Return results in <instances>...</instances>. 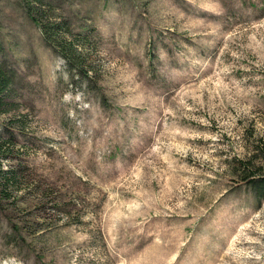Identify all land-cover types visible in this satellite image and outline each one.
I'll return each mask as SVG.
<instances>
[{"label": "rangeland", "instance_id": "374dc122", "mask_svg": "<svg viewBox=\"0 0 264 264\" xmlns=\"http://www.w3.org/2000/svg\"><path fill=\"white\" fill-rule=\"evenodd\" d=\"M0 65V264H264V0H0Z\"/></svg>", "mask_w": 264, "mask_h": 264}, {"label": "trees", "instance_id": "16d2710c", "mask_svg": "<svg viewBox=\"0 0 264 264\" xmlns=\"http://www.w3.org/2000/svg\"><path fill=\"white\" fill-rule=\"evenodd\" d=\"M37 23L40 27L43 25L44 29L47 28L42 22ZM50 30H53V34H51V39L49 40L48 44H50L51 47L60 53V55L68 62L71 68L76 70L82 68L87 38L81 37L80 34H77V36H70L69 31L65 30V32L70 37H72V39H69L70 41H68L66 37L59 36V33L56 31V27L51 28ZM65 32L64 35L66 34ZM50 41L56 45H51ZM12 85L13 82L11 77L0 65V115L6 114L9 110L18 106L10 99ZM11 147H13L12 139L3 140L0 138V160H7L8 158L12 157L13 150H11ZM243 171L247 170L245 169ZM251 176L252 179H250V185L253 191L255 194H258V196H262L264 198V174L258 175V173H253ZM20 188L21 178L18 174V171L3 169L0 161V193L3 195V198L8 200L15 197L13 195L16 192H19Z\"/></svg>", "mask_w": 264, "mask_h": 264}]
</instances>
